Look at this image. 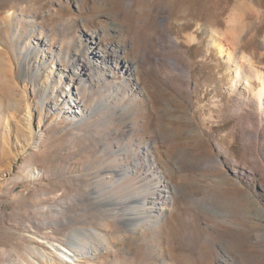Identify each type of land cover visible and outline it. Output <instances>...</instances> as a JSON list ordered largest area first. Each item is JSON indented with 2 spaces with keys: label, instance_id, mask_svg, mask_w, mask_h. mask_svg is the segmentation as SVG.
<instances>
[{
  "label": "rangeland",
  "instance_id": "374dc122",
  "mask_svg": "<svg viewBox=\"0 0 264 264\" xmlns=\"http://www.w3.org/2000/svg\"><path fill=\"white\" fill-rule=\"evenodd\" d=\"M88 31L127 47L131 79ZM263 43L264 0H0V264H264V107L244 80ZM110 168L157 185L162 212L111 201Z\"/></svg>",
  "mask_w": 264,
  "mask_h": 264
},
{
  "label": "bare ground",
  "instance_id": "6f19581e",
  "mask_svg": "<svg viewBox=\"0 0 264 264\" xmlns=\"http://www.w3.org/2000/svg\"><path fill=\"white\" fill-rule=\"evenodd\" d=\"M11 15L12 13L10 11L9 12L6 11V15H4L5 17L4 16L3 17L10 19ZM118 28L114 24L113 25L111 24L110 29L118 31L119 30ZM87 33L90 38L89 42L91 43L89 49H90V52L93 58L100 59V61L103 63L102 65L103 67L105 66L106 63L107 65L114 64V66L117 67V69H119L124 75L128 76L129 79H131L132 76H134L135 74L134 72L137 71L138 65L132 59H129L125 56L127 52V47L123 43H120V44L118 43L112 47L108 45L104 46L101 44V37L97 31H88ZM220 33L221 32H219V30H216V29L209 30V40L211 42V45L215 47L217 53L221 57H224L226 61H231V65L234 66L232 68L233 78L239 79V77H241V70L239 69V66L234 63L235 61L232 58L233 53H231L227 49V47H225V45L223 44V41L220 38L221 36ZM193 39H194V36L193 37L190 36V40L192 41ZM247 60H248L247 63H249L248 66H250L249 67L250 75H248L249 77L244 78L246 82L245 84L249 92L252 94L251 100L254 103V105H257L259 108H263L264 107V73L259 70H256V68L255 69L252 68L253 67L252 65L254 63V60H252V58L248 57ZM89 66L90 64H84L85 71L82 68L83 72L76 73L75 77L73 78L67 77L69 79V85L73 84L77 80L78 81L82 80L84 82L85 80H83L82 75L87 74L86 68ZM62 71L66 72V69L62 68L59 70V73H60L59 81L62 79L61 77L63 76ZM51 72L52 70L50 71V73ZM136 77L138 78V75H136ZM255 80L259 82V87H258V83ZM255 82H256V85H255ZM44 93H46V91ZM62 96L63 97L59 99L60 102L57 103V106H59L62 102L63 104H65L66 102H70L72 106L73 105L77 106V104L79 105V102H81V99H80L81 97L76 96L75 94H73V92L69 93L68 95L69 98L67 101H65L64 99L65 95L62 94ZM45 99H46V95L43 94L42 98L39 100V105L41 107V113L39 114V116L42 114L44 105L46 103ZM80 110L82 111V108L77 109V110L73 109L74 113L75 112L79 113ZM38 120H39L38 122L40 123L41 122L40 117L38 118ZM33 142H29L28 145H30ZM151 161H152L151 159L148 160L146 158H143L142 160H139L136 163V166L137 168L147 166L151 164L150 163ZM106 171H107L106 176L108 178L107 180L110 184L111 192H113L112 193L113 195H111L113 197L110 199L111 201L113 202L122 201L126 203L136 202V201L142 202L140 203V205L144 209H143V212L136 218L138 221L143 223V222H147V220L149 219L151 220L152 219L151 213L154 210L159 211L158 213L162 212L163 207H157L156 205L157 203L161 202V201H156V199L158 198L159 200H161L160 198L162 196L161 194L162 191L158 188L157 185L148 184L145 187L144 193H138L134 188L131 187L132 186L131 183L133 180L129 177L127 169L120 168L117 170L115 168H110L109 170H106ZM41 174H42L41 172L37 170L33 171V169L31 168H29L26 171V176L30 178L39 177L41 176ZM152 216H155V215H152ZM84 231L85 229H82V228H74L69 231L68 235L66 236V243L70 249H74L75 246L81 245L80 244L81 241H85V242L87 241L86 239H88V235ZM65 255L68 258H71L70 254L69 255L65 254ZM66 261L70 262V260H66Z\"/></svg>",
  "mask_w": 264,
  "mask_h": 264
}]
</instances>
